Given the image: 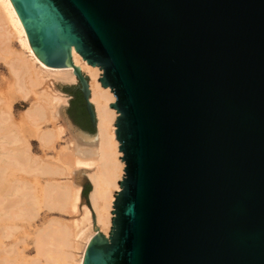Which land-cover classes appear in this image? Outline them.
Here are the masks:
<instances>
[{"label": "water", "instance_id": "water-1", "mask_svg": "<svg viewBox=\"0 0 264 264\" xmlns=\"http://www.w3.org/2000/svg\"><path fill=\"white\" fill-rule=\"evenodd\" d=\"M37 58L103 70L125 162L83 264H264V0H11Z\"/></svg>", "mask_w": 264, "mask_h": 264}, {"label": "bare ground", "instance_id": "bare-ground-1", "mask_svg": "<svg viewBox=\"0 0 264 264\" xmlns=\"http://www.w3.org/2000/svg\"><path fill=\"white\" fill-rule=\"evenodd\" d=\"M13 39L20 40L24 51L10 50L12 45L11 41ZM72 59L74 66L88 79V89L90 92L89 101L93 105L96 117V135L79 129L77 132L78 137L88 144L96 143L97 146L72 149L73 147L70 145L69 147H64L62 150H59L55 158L45 159L42 158L43 156L39 157L35 155L32 149L27 147V141L19 138L18 134L20 131H25V126L28 125V123L32 124V127H28L27 130L37 132L41 149L43 151L54 149L66 130L62 126L56 129H44L42 127L43 124L50 122L55 125V122L58 120L59 109L63 104L57 95L49 92L47 75L49 74L51 78L64 83H71L76 79L79 82L78 76L74 68H51L43 64L34 54L27 33L11 0H0V61H5L9 69L7 77H4L0 81V98L4 96L2 86L6 83H8V85L13 83L15 90L13 92L11 91L12 99L16 98V96L27 99L31 94H34V103L24 112V116L18 124H15L8 110L0 113V146L3 149H8L9 146H11V150L6 152V157L4 158L6 164L5 171L2 172L0 169V175H9L8 172L13 170L17 165L21 167L23 172L25 171L30 175L34 174L37 176L41 174L66 178L67 180L64 181L63 184L62 182L57 184L47 182L45 188V207L51 211L57 210L65 214H71L78 212L81 188L80 186H75V184L73 185L70 177L80 169L82 172H84L83 170H87V172L94 170V172H89L87 174L88 180L92 184V191L88 197L89 207L82 206L83 213L78 219L66 222L62 220H53L46 230L40 233L38 242L41 255L44 256L47 253H55L60 258H66L73 262L75 257L74 250L80 249V244L77 242V239L86 241L83 255L78 263L83 264L86 249L92 239L99 232L109 237L112 227L111 218L114 217L111 211H114L112 207L115 201L114 196L116 195L112 191H120L118 182L122 181L124 177L123 170L126 165L125 162H121L122 159L119 160V157H123V153H118L120 144L116 140L114 131L117 130L114 124L119 114H116V110L115 112L114 109L111 110V108H109L110 103L114 104L116 102L115 97L110 93L111 89L109 87L105 89L100 87L99 83L101 84V82H98V79L102 77L100 76V68L86 64L87 61H83V58L76 53L74 48L72 49ZM87 75L90 77L91 83ZM42 88V92L37 91ZM94 104L96 105V109ZM0 108L4 109L2 105H0ZM17 145L19 146V150L15 149ZM72 145H74L73 142ZM22 185L27 189V184ZM22 185L20 184V188ZM17 186L18 184L16 187ZM33 187L29 186L30 189H33ZM32 195L34 194L32 193ZM16 198L17 197L13 198L11 202H14ZM36 199L37 198H34L32 200V206L27 210L28 218L35 219L37 215V209L35 207H39L38 205L40 204H37ZM18 200L20 201V198ZM8 201L10 200H6L5 203ZM15 202L17 204L18 201ZM5 203H2V205L0 204V211H5L4 209L7 207ZM14 204L13 208H15ZM16 211L17 210H15V212ZM15 212L14 214H16ZM93 222L94 225L99 226V229L92 230L94 226ZM3 229L4 227L0 231L2 232ZM5 231H3V233H5ZM91 231L92 234L90 233ZM7 232L9 233V230ZM0 236L6 237L8 235L4 236L3 234ZM21 241L22 240H20L19 243H21ZM12 246H14V244H12ZM23 246L24 244L22 247ZM2 247L3 245L0 248V252L3 250ZM41 247H43V249H41ZM15 249L14 247V250ZM66 250L72 252H68L67 254ZM6 251L7 250H5L4 253H6ZM65 253L66 256L63 255ZM3 255L1 254V257ZM52 262L49 264L56 263V261ZM0 264L3 263L0 262Z\"/></svg>", "mask_w": 264, "mask_h": 264}, {"label": "rangeland", "instance_id": "rangeland-1", "mask_svg": "<svg viewBox=\"0 0 264 264\" xmlns=\"http://www.w3.org/2000/svg\"><path fill=\"white\" fill-rule=\"evenodd\" d=\"M11 42H12V45H11L10 50L24 51L19 39H13ZM100 72L102 75L103 71H100ZM8 73H9V69H8V66L5 64V61L4 62L0 61V81L4 77H7ZM47 76H48L47 86H48L49 92L57 95L60 98V101L63 102L64 105L62 104L61 108L59 109L60 111L58 114V120L55 122V125H53V123L50 122V123L43 124L42 127L44 129H56L59 126H62L65 128L66 131L62 135V138L57 142L56 147L49 151H43L41 149L39 141H38L37 132L32 131V130L31 131L27 130L28 127H32V124L28 123V125L25 126V131H22V132L20 131V133L18 134L19 138L23 139L24 141H27V147L32 149L35 155L39 157L43 156L42 158H45V159L55 158L58 155L59 150H62L64 147H69L70 145L73 147L72 149L82 148V147H96L97 146L96 143L88 144L84 142L83 140H81L80 137H78V133H77L79 129L85 132H88V133L92 132L91 134H94V135H96L97 133L95 127H93V125L90 123L89 115L85 107L86 105L85 100L81 92L80 82H78L76 79L74 82L64 83L61 81H56L55 79L51 78L49 74ZM89 82L91 83L90 77H89ZM99 85L101 87L100 83ZM2 90H3L4 96L3 98L2 97L0 98V105H2L4 109L0 108V113L4 112L5 110H8L15 124H18L19 122H21V118L24 116V112L32 105V103H34V94H31L27 99H22L18 96L12 99L11 91L13 92L15 90L13 83H11V85H8V83H6L5 85L2 86ZM37 91L42 92L43 88L38 89ZM109 108H110V105H109ZM95 109H96V105H95ZM78 113L81 114L79 120L77 117ZM80 127L86 128L87 130L91 132L86 131ZM72 142L74 143V145H72ZM18 147H19L18 145L15 146V149L19 150ZM9 150H11V146H9L8 149L7 148L3 149L0 146V169L2 170V172L5 171L6 164H5L4 158L6 157L5 156L6 152ZM18 152H21V151H18ZM80 170L75 172V174H73V176L70 177V180L73 182L72 184L73 185L75 184V186H80L81 188L80 201L78 204V212L71 213V214H65L57 210L51 211L45 207V188H46L47 182H53L55 184L62 182L63 184V182L67 180L66 178L57 177V176L56 177L47 176V175H41V174H38L37 176L34 174L30 175L29 173H26L25 171L23 172L21 167L17 165L13 170L8 172L9 175L8 174L0 175V180L3 179L0 181V202L3 200L0 204L2 205V203L4 204L6 200H10L7 203H5L7 206L6 209H4L5 211L4 212L0 211V230H2V228L4 227L3 231H5L6 229L5 233H7L5 234L3 233V231L2 232L0 231V235H3V234L4 236L8 235L6 237L0 236V248L3 245L2 247L3 250L1 249L3 253L0 252V257H1V254L2 255L5 254L0 258V262H2L3 264H20V263L21 264H49L52 261L53 262L56 261V263L58 264H78L79 263L83 255V249H84L86 241L77 239V242L80 244V249L74 250L75 257L73 259V262L66 258H60L55 253H51V254L47 253L44 256L41 255V253L39 252L38 242H39L40 233L45 231L46 228L52 223L53 220H62L66 222V221H72V220L78 219L83 213L82 206L89 207L88 197L90 193L88 196H83V191L85 188L92 191V184L88 180L87 174L89 172H94V170H91L89 172H87V170H83L84 172ZM84 183H86V185H84ZM17 184L18 186L16 187ZM20 184L21 185L27 184V189H25L23 185L21 189ZM14 185L16 188L14 187ZM29 186L31 187L34 186L35 187V188L33 187L34 191L33 189H30ZM112 192H114L115 194L116 191L113 190ZM32 193L34 195H32ZM31 195H32V198L33 197L37 198L36 199L37 201L36 200L34 201H36L37 204H40L38 205L39 207H35L37 209V215L35 219H31L27 217V214H28L27 210L31 208L32 200L34 199V198L33 199L31 198L32 200L30 199ZM15 197L17 198L14 199V202L13 201L11 202V200H13V198ZM19 198H20V201L18 200ZM15 201H18L17 204ZM12 203L13 204L15 203L14 204L15 208H13ZM15 210L17 211L15 212ZM14 212L16 214H14ZM93 225H94V222H93ZM94 229H99V226L94 225L92 227V230ZM8 230H9V233L11 232L10 234L7 232ZM90 233L92 234V231ZM20 240H22L23 243L22 241L21 243H19ZM12 244H14V246H12ZM15 244L18 246H16ZM23 244L24 246L22 247ZM14 247L16 248L15 249L16 253H15ZM41 249H43V247H41ZM5 250L7 251L9 250V251L8 252L6 251V253H4ZM66 251H67V254L68 252L69 253L72 252L69 250H66ZM63 255L66 256V253Z\"/></svg>", "mask_w": 264, "mask_h": 264}, {"label": "trees", "instance_id": "trees-1", "mask_svg": "<svg viewBox=\"0 0 264 264\" xmlns=\"http://www.w3.org/2000/svg\"><path fill=\"white\" fill-rule=\"evenodd\" d=\"M85 107H86V105H85ZM89 132H91V131H89ZM90 192H91V190L85 188L84 191H83V196H88Z\"/></svg>", "mask_w": 264, "mask_h": 264}, {"label": "crops", "instance_id": "crops-1", "mask_svg": "<svg viewBox=\"0 0 264 264\" xmlns=\"http://www.w3.org/2000/svg\"><path fill=\"white\" fill-rule=\"evenodd\" d=\"M87 111V110H86ZM89 119H90V117H89ZM90 123H91V121H90ZM92 124V123H91ZM80 128H82V129H84V130H86V131H89V130H87L86 128H83V127H80ZM84 185H86V183H84Z\"/></svg>", "mask_w": 264, "mask_h": 264}, {"label": "flooded vegetation", "instance_id": "flooded-vegetation-1", "mask_svg": "<svg viewBox=\"0 0 264 264\" xmlns=\"http://www.w3.org/2000/svg\"><path fill=\"white\" fill-rule=\"evenodd\" d=\"M80 116H81V114H80V113H78V116H77V117H78V120L80 119ZM74 117H76V116H74ZM81 118H82V117H81Z\"/></svg>", "mask_w": 264, "mask_h": 264}]
</instances>
